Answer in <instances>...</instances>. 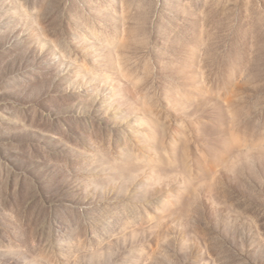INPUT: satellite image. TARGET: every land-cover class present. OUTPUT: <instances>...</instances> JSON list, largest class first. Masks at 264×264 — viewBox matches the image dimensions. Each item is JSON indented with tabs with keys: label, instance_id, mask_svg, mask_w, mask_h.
Here are the masks:
<instances>
[{
	"label": "rangeland",
	"instance_id": "obj_1",
	"mask_svg": "<svg viewBox=\"0 0 264 264\" xmlns=\"http://www.w3.org/2000/svg\"><path fill=\"white\" fill-rule=\"evenodd\" d=\"M0 264H264V0H0Z\"/></svg>",
	"mask_w": 264,
	"mask_h": 264
}]
</instances>
